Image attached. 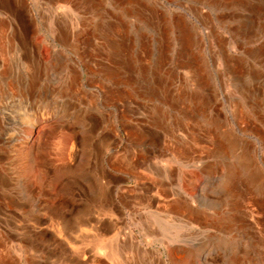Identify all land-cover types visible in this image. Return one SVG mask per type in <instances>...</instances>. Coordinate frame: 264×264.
I'll list each match as a JSON object with an SVG mask.
<instances>
[{"label": "rangeland", "instance_id": "1", "mask_svg": "<svg viewBox=\"0 0 264 264\" xmlns=\"http://www.w3.org/2000/svg\"><path fill=\"white\" fill-rule=\"evenodd\" d=\"M13 1L0 0V264H264V0H160L163 28L152 0ZM123 45L130 76L110 57ZM103 187L160 207L122 212L117 238H62L57 218ZM175 200L189 211L168 212Z\"/></svg>", "mask_w": 264, "mask_h": 264}, {"label": "crops", "instance_id": "2", "mask_svg": "<svg viewBox=\"0 0 264 264\" xmlns=\"http://www.w3.org/2000/svg\"><path fill=\"white\" fill-rule=\"evenodd\" d=\"M89 194L90 201L77 204V208L73 210L75 212L62 213L61 216L57 218L62 225V238H117L116 229L118 221L123 219L122 212L131 209L134 211H141L142 214H153L157 212L155 208L160 207V204L154 202L155 198L153 194L152 206L143 205L142 203H132L129 204V206L124 202H114L110 189L104 187L93 189ZM186 205L187 203L185 201L175 200V204L167 206V211L184 214L189 211L188 205ZM162 210H164V207H161V211ZM39 215L40 216L36 218V236L39 234L41 235L39 238H48L49 232L47 230L43 232L41 226L43 222L45 223L49 220V215L47 213H41ZM85 228H89L91 234H83L82 231ZM50 238H55V236L51 235ZM80 262V259L77 258L76 263L80 264Z\"/></svg>", "mask_w": 264, "mask_h": 264}, {"label": "bare ground", "instance_id": "3", "mask_svg": "<svg viewBox=\"0 0 264 264\" xmlns=\"http://www.w3.org/2000/svg\"><path fill=\"white\" fill-rule=\"evenodd\" d=\"M5 1V0H4ZM13 1V0H12ZM59 1V0H58ZM87 4L88 3H91V4H93V5H96V6H93V5H89L88 4V7H87V10L89 11H92L93 9H97V7H98V1L97 0H84ZM117 1V0H116ZM119 1V0H118ZM135 1V0H134ZM134 1H132L131 0V2H134ZM139 1V0H138ZM155 1V3H153V4H155L154 5V8L151 10V14H150V16L152 17V19H155L158 23V25H160L161 27H162V23L166 20V14H165V12L164 11H162V10H164V5L162 4V2L160 1V0H152V2H154ZM197 1H199V2H201V3H205V2H208V3H210V4H212V3H214L215 4V6H220V5H228L229 3L231 4L232 2L233 3H235L236 2V0H197ZM242 1L243 0H241V3H242ZM246 1V0H245ZM14 2V1H13ZM13 2H12V4H13ZM120 2V1H119ZM128 2V1H127ZM131 2H129V3H131ZM135 3V2H134ZM139 3V2H138ZM142 3H143V1H142ZM244 3V2H243ZM99 4H102V3H99ZM119 4V3H118ZM124 4V3H123ZM144 4V3H143ZM142 4V5H143ZM254 4V3H253ZM14 5H15V3H14ZM13 5V6H14ZM19 5V4H18ZM139 5V4H138ZM100 6V5H99ZM102 6V5H101ZM100 6V7H101ZM135 6V5H134ZM144 6V5H143ZM249 6V5H248ZM255 6H256V12H258V11H260V3H255ZM254 6V7H255ZM100 7H98V8H100ZM142 7V6H141ZM145 7V6H144ZM263 7V6H262ZM2 8V7H1ZM0 8V9H1ZM135 8V7H134ZM138 8V7H137ZM145 8H147V7H145ZM4 9V8H3ZM2 9V10H3ZM7 9H9V8H7ZM12 9V8H11ZM17 9V8H16ZM126 9V8H125ZM253 9V8H252ZM86 10V9H85ZM128 10V9H127ZM126 10V11H127ZM136 10V9H135ZM148 11V10H147ZM188 11L189 12H191L195 17H197V16H199V14L197 13L198 11H197V9L195 8V6H190L189 8H188ZM10 12V11H9ZM129 12V11H128ZM132 12V11H131ZM137 12H139L138 10H137ZM261 12V11H260ZM260 12H258L257 13V16L258 17H260L259 16V13ZM264 12V11H263ZM107 13V12H106ZM130 13V12H129ZM150 13V12H149ZM13 14V13H12ZM25 14V13H24ZM129 15V14H128ZM143 15H145V14H143ZM147 16V15H146ZM12 17V16H11ZM13 17H14V15H13ZM144 17V16H143ZM263 17V16H262ZM18 18V17H17ZM198 18V17H197ZM15 19V18H14ZM175 20H177V17L176 18H174ZM180 19H182V18H180ZM179 19V20H180ZM261 19V18H260ZM178 20V21H179ZM146 21V20H145ZM150 21V20H149ZM184 22H186L185 20H183V22L181 21V23L182 24H184ZM197 22H201V21H197ZM97 23V22H96ZM155 23V22H154ZM180 23V22H179ZM179 23H177V24H179ZM147 24H149V23H147ZM3 25V24H2ZM108 25V24H107ZM154 25V24H153ZM32 26V25H31ZM116 26V25H115ZM156 26V25H155ZM16 27V26H15ZM110 27V26H109ZM151 27H153V26H151ZM163 28V27H162ZM184 28V27H183ZM182 28V29H183ZM191 28V26L190 27H187L186 29H185V31L183 32V33H181V34H183L182 35V38H181V41L182 42H184L183 44H184V46H186L187 47V49L189 48V46H191L192 45V39H193V33H192V31L193 30H191L190 29ZM209 28V27H208ZM210 29H212L211 27H210ZM216 27L214 26V31L215 32H213L211 35H213V34H216ZM20 30V29H19ZM108 30V29H107ZM107 30H105L106 32H111V31H107ZM112 30V29H111ZM160 30V29H159ZM180 30V29H179ZM184 30V29H183ZM182 30V31H183ZM17 31V30H16ZM98 31H100V30H98ZM114 31V30H113ZM165 31V30H164ZM213 31V30H212ZM125 32V31H124ZM166 32V31H165ZM101 33V32H100ZM161 33H162V31H161ZM23 34V33H22ZM106 34V33H105ZM109 34H111V33H109ZM117 34V33H116ZM159 34V33H158ZM251 34H253V33H251ZM106 36V35H105ZM107 36H109V35H107ZM112 36V35H111ZM166 36V35H165ZM22 38V37H21ZM112 38V37H111ZM144 38V37H143ZM142 38V39H143ZM162 38V37H161ZM124 39V38H123ZM66 40V39H65ZM155 40H157L156 38H155ZM154 40V42H156ZM163 40H165V39H163L162 38V41ZM216 40H218L220 43L222 42V40H221V38L219 37V36H217V39ZM224 40V39H223ZM20 41V40H19ZM87 41V40H86ZM123 41V40H122ZM131 41H132V39H131ZM145 41V40H144ZM165 41H167V40H165ZM60 42V41H59ZM124 42V41H123ZM122 42V43H123ZM130 42V41H129ZM12 43V42H11ZM24 43V42H23ZM119 43V42H118ZM124 43H126V42H124ZM147 43L149 44V42H148V40H147ZM162 43V42H161ZM163 43H165L164 41H163ZM168 43V42H167ZM166 43V44H167ZM102 44V43H101ZM146 44V43H145ZM155 44V43H154ZM166 44L164 45V47L166 46ZM187 44V45H186ZM28 45V44H27ZM120 45H121V43H120ZM126 45V44H125ZM125 45H123V46H119V47H115L114 48V52L113 53H110V57H111V59L115 56V57H117V59L118 60H120V62H122V64H120V66H119V68L118 69H120L121 68V73L122 74H124V75H127V76H130V75H128V74H130L129 73V70L131 69V66H130V64H131V60L129 59V55H131V54H128V49L127 48H123ZM132 45V44H131ZM102 46V45H101ZM146 46V45H145ZM170 46V45H169ZM221 46H223V43L221 44ZM127 47H128V45H127ZM134 47V46H133ZM133 47H131V48H133ZM139 47V46H138ZM142 47V46H141ZM130 48V50L132 51V49ZM145 48V47H144ZM144 48H142V49H144ZM123 49V50H122ZM146 49V48H145ZM158 49H160V48H158ZM162 49V48H161ZM182 49V48H181ZM190 49V48H189ZM167 50V49H166ZM201 50V49H200ZM131 51H129V52H131ZM137 51V50H136ZM151 51V50H150ZM149 51V52H150ZM164 51V50H163ZM162 51V52H163ZM183 51V50H182ZM142 52H143V50H142ZM146 52H148L147 51V49H146ZM161 52V53H162ZM184 52V51H183ZM187 52H189V50L187 51ZM133 53V52H132ZM141 53V52H140ZM181 53V52H180ZM144 54H145V52H144ZM158 54V53H157ZM156 54V55H157ZM159 54H160V51H159ZM166 54V53H165ZM188 54V53H187ZM102 55H103V53H102ZM181 55H182V53H181ZM184 55V54H183ZM92 56H93V54H92ZM138 56V55H137ZM142 56H143V54H142ZM151 56V55H150ZM162 56V55H161ZM187 57H183L182 59H186V58H188L189 60H183V61H186L187 63H188V65H187V67H192V68H194L195 67V65L197 64V57L194 55V53L192 54V53H189L188 55H186ZM200 56V55H199ZM103 57V56H102ZM106 57H108V56H106ZM139 57V56H138ZM138 57H137V60H139L138 59ZM146 57V56H145ZM147 57H148V55H147ZM168 57V56H167ZM182 57V56H181ZM148 58H150V57H148ZM161 58V57H160ZM170 58V57H169ZM110 59V58H109ZM145 59V58H144ZM155 59H156V57H155ZM166 59H168V58H166ZM141 60V59H140ZM143 60V59H142ZM160 61L162 60V58L161 59H159ZM200 60V59H199ZM108 61H110V60H108ZM134 61V60H133ZM157 61H158V58H157ZM168 61V60H167ZM181 60H179V62H180ZM189 61V62H188ZM197 61V62H196ZM111 62V61H110ZM140 62V61H139ZM145 62V64L147 63V62H149L150 63V60H148V61H144ZM143 61H142V64L144 63ZM153 62V61H152ZM162 62H165V61H162ZM161 62V63H162ZM134 63H135V61H134ZM148 63V64H149ZM160 63V62H159ZM166 63V62H165ZM168 63V62H167ZM180 63H185V62H180ZM234 63H235V61H234ZM117 64V63H116ZM141 64V63H140ZM179 64V63H178ZM233 64V63H232ZM157 65H159V64H157ZM186 65H185V67H186ZM182 66V65H181ZM236 66V65H235ZM133 67V66H132ZM154 67V66H153ZM183 67V66H182ZM238 67V66H237ZM133 68H135V67H133ZM158 68V67H157ZM136 69H137V67H136ZM140 69V68H139ZM147 69V68H146ZM145 69V70H146ZM154 69V68H153ZM231 69V68H230ZM242 69V68H241ZM135 70V69H134ZM133 70V71H134ZM244 70V69H243ZM143 71V70H142ZM189 71V70H188ZM191 72H188L187 74H195L194 73V71L195 70H190ZM202 71V70H201ZM140 72H141V70H140ZM232 72V71H231ZM135 73V72H134ZM142 73V72H141ZM140 73V74H141ZM144 73V72H143ZM153 73V72H152ZM138 74H139V72H138ZM197 74H199V73H197ZM241 75V74H240ZM151 76H153V75H151ZM205 76V75H204ZM195 77V76H194ZM200 77V76H199ZM136 78H138V77H136ZM171 78H172V76H171ZM193 79V78H192ZM191 79V80H192ZM134 80V79H133ZM197 80V79H196ZM165 83V82H164ZM207 83V82H206ZM205 83V84H206ZM164 85V84H163ZM203 85V84H202ZM145 86V85H144ZM153 86L154 87H156L155 89L156 90H154V88H153ZM140 87V86H139ZM147 89L150 91L149 92V94H150V96L151 97H156L155 95L157 94V93H160L161 92V85L159 86V84L157 85V84H153V82L152 83H148L147 84ZM164 88H165V86H164ZM147 90V91H148ZM166 91V90H165ZM197 92V91H196ZM162 93V92H161ZM163 94H166V93H162V95ZM170 95V94H169ZM158 96V95H157ZM160 96V95H159ZM171 96V95H170ZM175 96V95H174ZM197 96V95H196ZM150 97V98H151ZM166 98V100H167V97L169 98V96H165ZM157 98V97H156ZM160 98V97H159ZM159 98H158V100H159ZM162 99V98H161ZM170 99V98H169ZM172 100V99H171ZM196 100V99H195ZM166 102V101H165ZM169 102H170V100H169ZM174 103V102H173ZM164 104V103H163ZM159 105V104H158ZM165 105H167V104H165ZM168 106V105H167ZM158 108V107H157ZM187 109V108H186ZM158 111H160L159 110V108H158V110H157V114H158ZM164 113V112H163ZM185 113V112H184ZM192 113V112H191ZM160 114H162V113H160ZM159 115V114H158ZM163 115V114H162ZM193 115V114H192ZM160 117H161V115H159ZM194 116V115H193ZM214 116V115H213ZM157 118V117H156ZM153 119H155V118H153ZM191 121H192V119H191ZM22 122L23 123H25L26 125H28V126H30L31 128H33V127H35V121H34V118H31L30 116H24V115H22ZM221 125V124H220ZM210 133V132H209ZM215 136V135H214ZM208 137H210L209 135H208ZM207 137V139H209ZM212 138V137H211ZM212 140V139H211ZM212 143V142H211ZM212 145V144H211ZM242 146V145H241ZM215 147H216V151H221L220 149V147H219V145H217V144H215ZM214 147V148H215ZM185 148V147H184ZM242 148V147H241ZM173 149V148H172ZM171 149V150H172ZM190 149L191 148H188V149H183V151H181L180 150V152L179 153H181L182 155H183V157L184 158H182L183 160L184 159H186V157H188L189 156V152H190ZM177 151H178V149H176ZM170 151V150H169ZM174 151V150H173ZM175 153V152H174ZM178 153V154H179ZM177 155V154H176ZM178 157V156H177ZM180 157V156H179ZM181 159V160H182ZM99 179V178H98ZM5 182V181H4ZM8 184V183H7ZM8 186V185H7ZM112 190V189H111ZM111 192V191H110ZM105 194V193H104ZM158 197V196H157ZM161 198V197H160ZM149 204V203H148ZM175 204V203H174ZM187 206V205H186ZM113 207V206H112ZM186 209V208H185ZM46 210V209H45ZM100 225V224H99ZM112 229V228H111ZM101 232V231H100ZM111 248V247H110ZM109 248V249H110ZM101 250H103V249H101ZM113 251H114V249H112ZM113 251H111V253L113 252ZM108 253H109V250L107 251ZM109 255V254H108ZM110 256V255H109ZM112 256V255H111ZM10 257V256H9ZM11 258V257H10ZM70 259V258H69ZM71 260V259H70ZM109 260V259H108ZM64 261V260H63ZM7 262V261H6ZM85 262H87V261H85ZM103 263V262H102ZM16 264V263H15Z\"/></svg>", "mask_w": 264, "mask_h": 264}]
</instances>
